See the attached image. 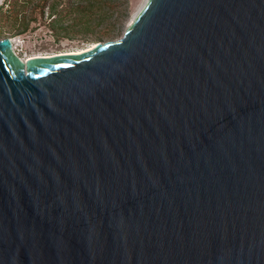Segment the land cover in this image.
Returning a JSON list of instances; mask_svg holds the SVG:
<instances>
[{"label":"water","instance_id":"obj_1","mask_svg":"<svg viewBox=\"0 0 264 264\" xmlns=\"http://www.w3.org/2000/svg\"><path fill=\"white\" fill-rule=\"evenodd\" d=\"M0 264H264V0H149L26 62L0 39Z\"/></svg>","mask_w":264,"mask_h":264},{"label":"rangeland","instance_id":"obj_2","mask_svg":"<svg viewBox=\"0 0 264 264\" xmlns=\"http://www.w3.org/2000/svg\"><path fill=\"white\" fill-rule=\"evenodd\" d=\"M34 0L26 7L25 14L30 18L28 27L23 29L22 19L0 17V39L17 40L18 47L13 52L23 60L27 56L41 54L52 55L61 52L86 50L94 43H106L119 39L128 30L149 0H115V7L104 10L106 17H92L75 24L74 14H67L53 29L50 23V11L53 0L44 7L34 8ZM4 0H0V6ZM70 0H62L59 8L68 6ZM65 8V7H64ZM26 58V59H25Z\"/></svg>","mask_w":264,"mask_h":264},{"label":"trees","instance_id":"obj_3","mask_svg":"<svg viewBox=\"0 0 264 264\" xmlns=\"http://www.w3.org/2000/svg\"><path fill=\"white\" fill-rule=\"evenodd\" d=\"M34 0H4L0 6V17H14L15 20L22 19V28L25 29L28 27L29 19H36L34 16L30 18L25 14L26 7L32 3ZM49 0H36L34 8L42 6L44 7ZM62 0H53L50 8V23L53 29L57 28L59 24L67 14H74L75 24L80 23L81 21H86L92 17H106L104 15L105 7L108 9L114 8L116 5L115 0H70L68 6H63L59 8ZM65 7V8H64Z\"/></svg>","mask_w":264,"mask_h":264},{"label":"bare ground","instance_id":"obj_4","mask_svg":"<svg viewBox=\"0 0 264 264\" xmlns=\"http://www.w3.org/2000/svg\"><path fill=\"white\" fill-rule=\"evenodd\" d=\"M11 42H12V47H14L15 49H17V47H18L17 40L12 39ZM97 46H98V43H94L93 46L90 47V48H88V49L95 48V47H97ZM88 49H86V50H88ZM86 50L84 49V50H79V51L61 52V53L83 52V51H86ZM61 53L52 54V55H41V54L29 55V56L26 57L27 60H23V59H22V60H23L24 62H26V61H28L29 59L34 58V57H47V56H54V55H58V54H61ZM26 58H25V59H26Z\"/></svg>","mask_w":264,"mask_h":264}]
</instances>
